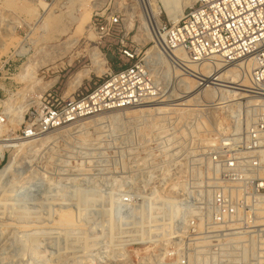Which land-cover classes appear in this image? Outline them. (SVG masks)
<instances>
[{
    "label": "rangeland",
    "instance_id": "374dc122",
    "mask_svg": "<svg viewBox=\"0 0 264 264\" xmlns=\"http://www.w3.org/2000/svg\"><path fill=\"white\" fill-rule=\"evenodd\" d=\"M152 1L160 25L177 22L167 14L168 0ZM92 3L90 29H79ZM145 5L144 0H0V112L7 101L14 110L32 87L21 77L43 47L50 56L38 58L36 78L49 86L43 94L53 90L65 100L91 90L107 73L95 69L93 50L99 49L107 69L123 65L116 37L96 31L97 12L120 16L144 56L153 46L144 37V42L136 39L148 21ZM165 80L170 105L200 92L194 87V94L180 100L185 91L179 79L172 74ZM36 91L29 96L37 98ZM213 102L200 112L105 114L88 126L77 123L50 134L44 146L13 154L16 171L0 183V264H217L213 250L192 235L190 217L177 222L183 213L166 207L186 193L197 197L207 186L212 143L229 126L226 113L218 110L215 117L225 131L203 127L204 120L212 123L213 106L225 105ZM6 130L20 127L10 121ZM66 212L72 224L60 223Z\"/></svg>",
    "mask_w": 264,
    "mask_h": 264
},
{
    "label": "built area",
    "instance_id": "2783aa9c",
    "mask_svg": "<svg viewBox=\"0 0 264 264\" xmlns=\"http://www.w3.org/2000/svg\"><path fill=\"white\" fill-rule=\"evenodd\" d=\"M93 20L102 36L116 37L123 65L109 69L100 84L70 99L46 92L27 110L18 132L8 133V115L0 112V168L27 141L88 117L165 101L168 67L195 78L199 88H221L227 85L221 78L223 69L252 63L248 86L238 87L252 102L241 110L218 109L226 113L229 126L212 143L207 186L196 192L197 197L186 193L166 207L183 213L177 222L190 217L192 235L213 250L217 264H264V0H194L177 23L161 24L165 38L156 45L157 59L143 56L144 48L130 42L120 16L97 12ZM175 50L183 51L188 62L170 58ZM188 64L207 66L209 78Z\"/></svg>",
    "mask_w": 264,
    "mask_h": 264
},
{
    "label": "bare ground",
    "instance_id": "6f19581e",
    "mask_svg": "<svg viewBox=\"0 0 264 264\" xmlns=\"http://www.w3.org/2000/svg\"><path fill=\"white\" fill-rule=\"evenodd\" d=\"M88 1H90V0H88ZM144 1L146 4L144 7H146V9H147V14H148L147 20L148 21H147V23L145 22L143 24V26L141 27V30L139 32V35L136 36V39L140 42H144L143 37L145 38V41L150 40V42L153 43V46L150 49H148L146 54H147L149 59H157V57H159V56L157 55L158 51H157L156 45H159V43H163L165 35L160 33L161 25H160V22L158 19L159 14L156 15L157 10L155 11L156 14L154 13V10H153L154 9L153 5L155 4V2L153 4L152 0H144ZM172 1H174V0H168V4H170L172 6L170 7V10L167 12V14L169 16H173L174 18H176L177 22L182 17V15L186 11V9L189 6L191 7L193 2H194V0H179L180 1L179 5L176 6L172 3ZM99 5L101 6V4H99ZM94 7H96V4L92 3V7L90 8V10L84 11V13L82 15V19L80 21L79 29L83 28V27L89 28V24H90L91 18H92V10ZM64 54L65 53H63V55H61V57H63ZM49 56L50 55L46 54V48L43 47L42 49H40L38 51V53H37V55H35L34 59H32V62L30 61V63L27 65V67L25 69V74L23 77H21V80L24 82H28V83L32 82V84H31L32 87L28 88L27 94L24 95L23 98H21L19 102L14 104L15 105L14 110H12L13 104L11 101H7V102L3 103V107L5 109L4 112L8 115L9 120L18 127H20L22 125V123L24 121V116H25L27 110L29 109V107L32 104H36L38 102V100L43 96L42 94L49 87V86L43 84L42 81H39L36 78V72H34L37 70L36 68H38V65L42 64L38 58L41 57V59H44L46 61L49 58ZM90 57L93 61L95 69L98 70L102 75L109 71V69H107V62L104 60L103 55L101 54L99 49L93 50ZM58 58H60L59 55H58ZM170 58H173L179 62H188L185 53L181 50H175L173 52H170ZM188 65L193 72H199V74H201L202 76L209 78L210 70L208 69L207 66L200 68V67H197L195 65H191V64H188ZM218 67H221V66L218 65ZM252 68H253L252 63L246 62V63H240L239 65L238 64L234 65L233 68H231V69H228V68L223 69L220 72V73H222L221 78H222V81L227 85H224V87H221V88H217V87L206 88L205 86H204V88L203 87L199 88L195 84L196 83L195 78H193L191 76H187L186 78L181 79V77H183V75H181L179 71H177V70L175 71L173 68L168 67V69L165 72V77L170 78L173 74L174 79H179L178 80V86H180L181 88H184L185 92L183 94L185 96L181 97L180 100L188 99L192 94L195 93L194 90H196V88L198 90H200V92L197 95L195 94L196 95L195 97L192 96L193 98H191L187 101H184L183 103L178 104V105H176V104L170 105V104H168V103H170V101L167 103V100H166V101H160V102H156V103H150L147 105H142V106L127 110L128 112L127 111H124V112H127L128 114H137V115H141V116H143L144 114H153V113L156 116L168 115L174 111H181L183 113L188 112V111H194V112L199 111L200 112L201 110H199V108L202 107L203 104H208V102H212V101H214L213 103L224 101L223 103H218L217 106H220L221 104L222 105L225 104L222 107H228V108L238 107V109L241 110L242 106H244L245 104H248V106H249V104L252 101L249 99L247 100V97L244 96L243 92H240V88H238V87H244V86H246V84H248V79H249L250 73L252 72ZM87 73H89V72H87ZM82 76L83 77H81V79L84 78V76H86V75H82ZM81 79L78 81L79 84H81V82L83 81ZM39 87H40V90L37 93L36 89H38ZM194 87H196V88L193 90ZM34 91H36L35 93L38 95L37 98H31L29 96ZM174 107L175 108H185V109H173ZM213 107L215 109H213L212 112L210 111V117L212 119V123L208 122L207 120H204V122H202L201 124L203 125L204 128H207V129H211L213 126L214 129L221 128L220 129L221 131H225V129H222V123L218 122L217 118L215 117L216 111H218V109H220L222 107H216V106H213ZM12 113L14 114V119H13V116L11 115ZM107 114H110V115L117 118V117H119L121 112H110ZM122 114L124 115V113H122ZM103 115L104 114L96 115L93 117H88V118H85V119H83L77 123L81 124L80 126H86L87 124L90 123V120L95 119L93 121H98V119H100L99 117H101ZM183 115H185V114H183ZM9 132L14 133L11 131H9ZM49 135L50 134L43 136L40 139H33V140L27 141L23 144H20L19 145L20 149L18 150V152H22L25 148L26 149L27 148L37 149L40 146H44V144L47 142V140L50 139ZM16 168H17V161H16V158H13L5 166L4 169L0 170V183L3 182L5 179L9 178L12 174H14L16 171ZM25 187H26V185H22L21 187L18 188V191L24 189ZM173 199L175 200V198H173ZM174 202L175 201H173L171 203L174 204ZM72 219H73L72 214L70 212H66L65 214H63L61 216L60 223L61 224H72V222H73Z\"/></svg>",
    "mask_w": 264,
    "mask_h": 264
}]
</instances>
